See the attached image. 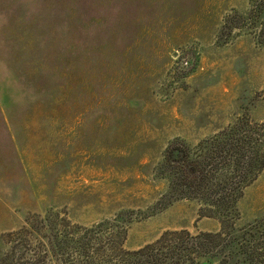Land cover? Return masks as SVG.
<instances>
[{
  "label": "rangeland",
  "instance_id": "374dc122",
  "mask_svg": "<svg viewBox=\"0 0 264 264\" xmlns=\"http://www.w3.org/2000/svg\"><path fill=\"white\" fill-rule=\"evenodd\" d=\"M252 5L0 0V229L50 206L83 224L146 209L167 189L154 169L171 140L195 143L246 108L264 120L258 30L221 33ZM240 208L241 223L264 217V170ZM219 227L179 200L133 222L126 245Z\"/></svg>",
  "mask_w": 264,
  "mask_h": 264
},
{
  "label": "trees",
  "instance_id": "16d2710c",
  "mask_svg": "<svg viewBox=\"0 0 264 264\" xmlns=\"http://www.w3.org/2000/svg\"><path fill=\"white\" fill-rule=\"evenodd\" d=\"M245 15L228 14V37L244 23L264 46V0ZM255 18H253L254 16ZM264 170V120L249 108L197 142L180 137L166 146L156 178L167 189L146 209H121L90 224L72 219L66 207L28 211L22 222L0 229V264H264V217L241 223L245 190ZM179 200L194 201L199 216L218 220V230L168 229L136 248L127 247L131 224Z\"/></svg>",
  "mask_w": 264,
  "mask_h": 264
}]
</instances>
